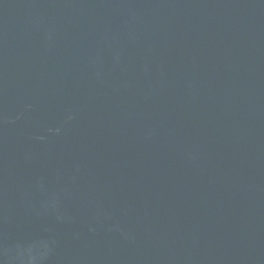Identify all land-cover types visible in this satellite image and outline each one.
Here are the masks:
<instances>
[{"label": "water", "instance_id": "1", "mask_svg": "<svg viewBox=\"0 0 264 264\" xmlns=\"http://www.w3.org/2000/svg\"><path fill=\"white\" fill-rule=\"evenodd\" d=\"M0 264H264V0H0Z\"/></svg>", "mask_w": 264, "mask_h": 264}]
</instances>
